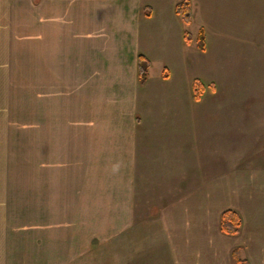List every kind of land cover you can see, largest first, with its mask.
Listing matches in <instances>:
<instances>
[{
  "label": "rangeland",
  "instance_id": "374dc122",
  "mask_svg": "<svg viewBox=\"0 0 264 264\" xmlns=\"http://www.w3.org/2000/svg\"><path fill=\"white\" fill-rule=\"evenodd\" d=\"M39 1L0 0V264H209L215 255L229 257L234 246L243 257L253 259L251 264H264L261 39H253L251 45L249 41L238 43L234 56H218L220 67L205 69L191 62L185 68L188 78L196 72L218 84H209L199 102L193 104L187 98L182 104L188 115V149H200L205 157L219 156L214 168L220 182L218 198H203L204 193L195 191L201 186L205 191L206 184H189L180 214L175 210L171 214V203L160 201L154 208L155 200H146L151 215L135 216L131 200L121 198L127 194L118 190L121 185L111 174L115 169L104 168L101 182L94 168L80 166L69 156L67 143L59 142L73 127V113L85 109L78 99L83 81L77 80L75 89L61 87L56 76L51 85L52 72L46 71L42 55L50 41L43 39L48 28L42 15L36 14ZM43 3L48 20L50 0ZM63 27L66 30L67 24L57 28ZM189 30L197 44V23L189 25ZM56 62L63 66L66 57L60 55ZM151 67L153 77L161 75L158 59ZM77 99L81 103L75 105ZM194 113L205 114L206 119H195ZM171 121L176 126L184 124L182 119ZM53 132L55 145L51 143ZM226 209L241 215L238 231L229 236L220 229V216ZM161 223L189 226L188 232L196 236H204L202 230L214 226V234H221V239L211 243L193 237L183 243L187 248L181 250L177 240L166 248V232H157L163 229ZM142 227L155 234L153 240L150 237L146 243L149 239L145 230L140 231ZM165 230L172 239L178 232L169 226ZM181 237L186 238L179 235L177 239ZM255 255L260 260L255 261Z\"/></svg>",
  "mask_w": 264,
  "mask_h": 264
},
{
  "label": "crops",
  "instance_id": "0c3cea01",
  "mask_svg": "<svg viewBox=\"0 0 264 264\" xmlns=\"http://www.w3.org/2000/svg\"><path fill=\"white\" fill-rule=\"evenodd\" d=\"M179 1L50 0V9L46 8L48 20L43 15L45 0L36 3L39 9L36 14L42 15L43 25L48 28L43 39L50 41V47L42 55L47 64L45 70L52 72L51 85L54 86L56 76L61 87L75 89L79 87L77 80L83 81L82 97L78 99L83 101L85 109L73 113V127L66 130V138H60L59 142L67 143L69 156H74L80 166L94 168L101 182L104 168L115 169L111 174L116 184L121 185L118 190L127 194L121 198L131 200V208L135 209L131 214L135 216L151 215L152 208L151 205L146 208V200H155L154 208L159 207L160 201L171 203V214L175 211L180 214L182 202L189 195V184H206L205 191L202 186L195 191L204 193L203 198H218L220 182L214 176V168L219 165V156L205 157L200 149H188L185 121L188 115L182 107L187 98L193 104L199 102L209 84L215 87L218 84L196 72L188 78L184 75L185 68L191 62H198L205 69L220 67L218 56H234L237 44L242 41L251 45L253 39L259 38L264 46V0H190V23L176 12ZM194 22L199 27L197 44L195 34L189 30ZM59 24H67V29L57 28ZM186 31L192 36L190 41L186 40ZM60 38L63 43L59 42ZM139 54L147 56L151 66L158 59L161 75L153 77L150 66L149 76L141 84ZM60 55L66 57L63 66L56 62ZM196 79L205 88L199 101L194 98ZM78 99L73 100L75 105L81 103ZM194 114L195 119H206L205 114ZM176 118L184 124L176 126L171 121ZM51 143H56L54 132ZM161 224L163 229L157 232H166L163 237L166 248L177 244L176 240L182 250L188 247L183 243L193 237L217 243L221 234L229 236L222 230L220 236L215 235L214 226L203 229L204 236H196L188 232L189 226ZM168 226L170 231H178L173 239L166 236ZM142 230L149 239L146 243L155 236L143 227ZM179 235L186 238L177 239ZM235 248L246 264L253 262L234 246L229 257L215 255L209 264H237L233 257ZM253 258L260 260L256 255Z\"/></svg>",
  "mask_w": 264,
  "mask_h": 264
},
{
  "label": "trees",
  "instance_id": "16d2710c",
  "mask_svg": "<svg viewBox=\"0 0 264 264\" xmlns=\"http://www.w3.org/2000/svg\"><path fill=\"white\" fill-rule=\"evenodd\" d=\"M176 12L181 15L183 20L186 23H190L192 20V9H191V1L190 0H181L176 4ZM185 37L187 41H190L192 36L190 32H185ZM204 35L201 33V40L204 46ZM139 64V80L140 83L143 84L149 76V68L151 66L150 59L143 55L139 54L138 57ZM164 76H168L166 73ZM194 90V98L199 101L204 91V84L201 80L196 79L193 85ZM241 225V215L238 211L234 209H226L221 213L220 216V228L224 233L233 234L236 233ZM233 257L237 264H246L245 259H243L240 255L238 248L233 250Z\"/></svg>",
  "mask_w": 264,
  "mask_h": 264
}]
</instances>
